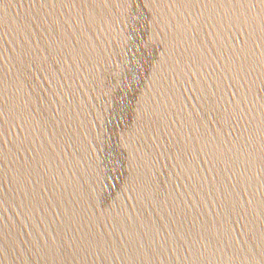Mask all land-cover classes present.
Masks as SVG:
<instances>
[{
	"label": "water",
	"instance_id": "water-1",
	"mask_svg": "<svg viewBox=\"0 0 264 264\" xmlns=\"http://www.w3.org/2000/svg\"><path fill=\"white\" fill-rule=\"evenodd\" d=\"M0 80L50 264L264 262V0H0Z\"/></svg>",
	"mask_w": 264,
	"mask_h": 264
},
{
	"label": "snow or ice",
	"instance_id": "snow-or-ice-1",
	"mask_svg": "<svg viewBox=\"0 0 264 264\" xmlns=\"http://www.w3.org/2000/svg\"><path fill=\"white\" fill-rule=\"evenodd\" d=\"M44 7H47V4L45 3L44 5H43ZM64 5L63 4H61V7H63ZM76 5L75 4H69L68 5V7H75ZM205 6H208V5H205ZM216 6H219V5H216ZM224 6L225 7H227V2L224 4ZM233 6H235V4H233ZM241 6H243V5H241ZM254 6V5H253ZM55 7V5H53V8ZM195 22L194 21H190V22H188V27L189 28H192V30H193V32L195 31V28H193V24H194ZM161 135H163V134H161ZM262 264H264V262H262Z\"/></svg>",
	"mask_w": 264,
	"mask_h": 264
}]
</instances>
